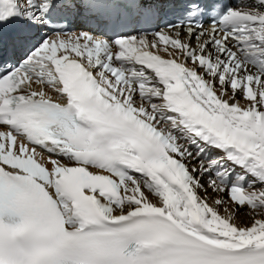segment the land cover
Wrapping results in <instances>:
<instances>
[{"label":"snow or ice","instance_id":"obj_1","mask_svg":"<svg viewBox=\"0 0 264 264\" xmlns=\"http://www.w3.org/2000/svg\"><path fill=\"white\" fill-rule=\"evenodd\" d=\"M0 264H264V0H0Z\"/></svg>","mask_w":264,"mask_h":264},{"label":"bare ground","instance_id":"obj_2","mask_svg":"<svg viewBox=\"0 0 264 264\" xmlns=\"http://www.w3.org/2000/svg\"><path fill=\"white\" fill-rule=\"evenodd\" d=\"M209 202L211 203V201H209ZM238 219L240 222H245V221H247L248 217L246 215H240L238 217Z\"/></svg>","mask_w":264,"mask_h":264}]
</instances>
